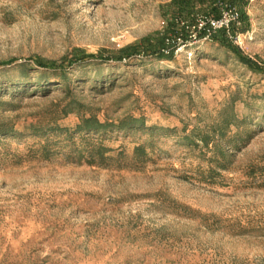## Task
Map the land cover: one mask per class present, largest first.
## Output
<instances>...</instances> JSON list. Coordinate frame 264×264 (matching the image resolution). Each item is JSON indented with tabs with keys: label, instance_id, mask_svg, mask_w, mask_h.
<instances>
[{
	"label": "rangeland",
	"instance_id": "1",
	"mask_svg": "<svg viewBox=\"0 0 264 264\" xmlns=\"http://www.w3.org/2000/svg\"><path fill=\"white\" fill-rule=\"evenodd\" d=\"M171 1L0 0V264H264V75L210 40L218 19L116 60ZM243 11L228 38L264 67V0Z\"/></svg>",
	"mask_w": 264,
	"mask_h": 264
},
{
	"label": "trees",
	"instance_id": "2",
	"mask_svg": "<svg viewBox=\"0 0 264 264\" xmlns=\"http://www.w3.org/2000/svg\"><path fill=\"white\" fill-rule=\"evenodd\" d=\"M246 0H172L164 9L163 17L166 21V26L162 33L143 39L137 44L127 46L120 49L116 54V60H126L133 57L135 54L141 53L146 56H152L154 58H171L176 50V43L179 39L183 41L187 40L192 32H197L199 37H203L206 33V27L199 29L200 20L206 23L210 19H219L221 12L227 8L234 9L238 14L239 25L231 26L229 32L234 37L239 30H244L248 26L247 17L244 13V4ZM178 21L182 23L178 24ZM179 22V23H180ZM212 41L218 43L221 47L225 48L229 53L233 54L236 59L247 69L254 73L264 75V67L260 64L251 61L245 57L240 48L234 45L228 38L225 30H219L210 35ZM173 42V45L169 44V41ZM168 50V54L165 51ZM89 56L85 55L81 50H74L69 59H63L59 63L51 62L45 63L42 61L37 62L39 69L53 70L63 74L65 66H73L79 64ZM236 118L232 115L227 124H234ZM84 126L76 127V133L81 134L83 132H90L92 130H98L102 128L93 119L88 118L83 121ZM106 150L103 147L96 148V154L99 156V160H103V154ZM143 151V147L135 148V153ZM42 154L45 158L50 156L46 147H43ZM93 153L90 154L92 159Z\"/></svg>",
	"mask_w": 264,
	"mask_h": 264
},
{
	"label": "built area",
	"instance_id": "3",
	"mask_svg": "<svg viewBox=\"0 0 264 264\" xmlns=\"http://www.w3.org/2000/svg\"><path fill=\"white\" fill-rule=\"evenodd\" d=\"M239 25L238 22V14L237 12L232 8H227L223 10L221 13V16L216 21H210L208 32H215L218 30H225L227 32V35L231 37L229 29L231 26Z\"/></svg>",
	"mask_w": 264,
	"mask_h": 264
}]
</instances>
